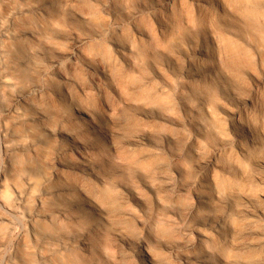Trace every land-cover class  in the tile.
Here are the masks:
<instances>
[{
    "label": "rangeland",
    "instance_id": "obj_1",
    "mask_svg": "<svg viewBox=\"0 0 264 264\" xmlns=\"http://www.w3.org/2000/svg\"><path fill=\"white\" fill-rule=\"evenodd\" d=\"M54 4L52 30L46 29L45 42L34 45L38 70L51 75L52 63L59 60L77 82L86 84L90 69L122 122L117 128L103 124V145L92 156L99 172L110 178L112 221L74 207L76 216L87 215L85 230L94 226L98 230L91 234L96 250L90 264H115L116 258L123 264H143L135 251L120 254L112 232L123 226L129 239L145 237L140 224H129L139 216L151 225L150 242L162 264H186V249L193 260L205 258L206 264H264V0H55ZM36 21L31 14L32 28ZM78 41L84 42L82 70L73 71L68 54ZM117 44L124 47L125 56ZM84 97L92 107L98 104L96 94ZM10 104L6 97L0 107V193L13 204L17 191L29 190L31 208L35 194L46 200L56 197L59 185L50 179L55 176L53 154L60 144L44 136L47 153L41 159L31 162V154L20 151L9 161L1 117ZM70 108V102L64 104L57 113L66 114V119L55 116L51 123L61 121L89 141L84 127L75 126L69 116ZM134 135L147 143L125 153L123 148L129 147ZM112 142L117 150H111ZM149 150L154 151L152 160L145 155ZM65 161L75 164L78 159L69 154ZM7 169L12 176L2 186ZM159 173L165 183L158 180ZM31 175L36 189L29 187ZM220 218L225 222L218 231ZM13 220L12 228L0 221L4 252L14 251L29 227L22 211ZM59 227L70 238L83 231ZM250 241L259 249L247 250ZM73 247L58 250L78 253L80 245Z\"/></svg>",
    "mask_w": 264,
    "mask_h": 264
},
{
    "label": "bare ground",
    "instance_id": "obj_2",
    "mask_svg": "<svg viewBox=\"0 0 264 264\" xmlns=\"http://www.w3.org/2000/svg\"><path fill=\"white\" fill-rule=\"evenodd\" d=\"M54 3L55 0H0V107L6 97L11 100V104L3 111L1 117L8 159L12 161L13 156L20 151H28L31 154V162L41 159L47 153L44 136L58 140L60 144L53 154L55 176L50 179L59 185L54 200H46L44 196L35 194L34 204L29 208L28 196L31 195L29 190L17 191V198L13 204L5 200L4 193H0L2 224L12 228L13 218L18 211H22L29 226L28 230L20 235L16 249L11 252H4L5 246L0 235V264H90L88 259L93 250L94 252L96 250L91 241V234H96L98 230L95 226L85 230L82 223L83 220L86 221L87 215L76 216L77 211L74 207L82 209L86 214L98 215L108 223L112 221L110 216L112 211L108 208L110 200L107 196L110 178L99 172L92 162V156L96 147L103 145L101 138L103 124H112L117 128L122 122L107 99L100 78L90 69L91 80L86 84L77 82L59 60L52 63L51 75L50 72L38 70L35 59L39 58V54L35 52L34 45L37 42H45L48 32L46 29L52 30ZM33 13L37 16V21L36 27L32 28ZM83 45L84 42L78 41L68 54L70 70H82L80 58ZM116 46L125 56L124 47L119 44ZM30 72L32 79L28 81ZM49 76L53 78L51 82L48 80ZM91 94L97 95L96 107H92L90 101L88 102L89 97H84ZM68 102L71 103L69 116L75 121V126L84 127L89 141H83L73 129L65 128L61 121L51 123L55 116L60 120L66 119V114H58L57 110H61ZM236 123L249 128L244 121L236 119ZM146 141L141 135H134L129 140V147L123 150L130 153L133 149H141L146 145ZM116 147L117 144L113 142L110 144L111 150H117ZM69 154L77 157L78 161L75 164L65 161ZM82 154L86 159L82 158ZM145 155L148 160H152L154 151L149 150ZM11 176L10 169L4 171L2 186ZM161 176L162 173H159L158 180L160 179L162 184L165 182L161 180ZM28 184L30 188L36 189L33 175ZM123 192L128 195L127 192ZM132 195L136 200L141 199L137 193ZM200 201L206 202L203 197H200ZM243 211L247 209L243 208ZM224 222L225 219L220 218L215 230L219 231ZM129 224H140L147 235L135 241L124 234L123 226L114 227L112 232L117 238L116 246L121 250L120 254L123 251H135L143 264H162L156 248L150 242L151 225L141 216ZM60 225L83 231L78 238H70L61 233ZM251 229L252 227L248 226L246 230ZM77 243L80 245L78 253L71 252L73 249L71 253L58 250V246L74 248L73 245ZM245 245L247 250L252 251L260 247L252 241ZM200 246L203 248V242ZM240 246L242 245L239 244ZM190 253L188 249L183 252L186 264L207 263L205 258L194 261ZM123 262L122 258L115 259V264Z\"/></svg>",
    "mask_w": 264,
    "mask_h": 264
},
{
    "label": "clouds",
    "instance_id": "obj_3",
    "mask_svg": "<svg viewBox=\"0 0 264 264\" xmlns=\"http://www.w3.org/2000/svg\"><path fill=\"white\" fill-rule=\"evenodd\" d=\"M86 151H87V150H86ZM82 158H85V159H86V157H84L83 154H82Z\"/></svg>",
    "mask_w": 264,
    "mask_h": 264
}]
</instances>
